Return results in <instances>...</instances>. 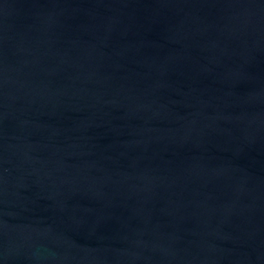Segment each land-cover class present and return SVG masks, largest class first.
Segmentation results:
<instances>
[{
	"label": "water",
	"instance_id": "95a60500",
	"mask_svg": "<svg viewBox=\"0 0 264 264\" xmlns=\"http://www.w3.org/2000/svg\"><path fill=\"white\" fill-rule=\"evenodd\" d=\"M0 264H264V0H0Z\"/></svg>",
	"mask_w": 264,
	"mask_h": 264
}]
</instances>
